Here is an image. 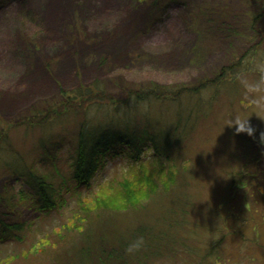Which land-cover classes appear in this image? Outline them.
I'll use <instances>...</instances> for the list:
<instances>
[{
  "label": "rangeland",
  "instance_id": "1",
  "mask_svg": "<svg viewBox=\"0 0 264 264\" xmlns=\"http://www.w3.org/2000/svg\"><path fill=\"white\" fill-rule=\"evenodd\" d=\"M259 61L264 0H0V264H63L89 232L111 237L114 227L101 230L106 223L153 221L167 210L165 171L183 177L195 202L177 231L197 251L179 249L177 264H264V113L237 80L257 78ZM195 84L208 85L173 95ZM155 85L169 96H130ZM99 91L109 101L95 99ZM67 102L80 109L26 127L32 111L56 114ZM119 116L137 131L178 125L184 135L174 162L155 158L147 140L140 158H108L90 186L77 187L70 164L80 129ZM247 121L254 135L237 133ZM41 141L54 143V161ZM31 167L54 174L62 207H36ZM4 225L21 227L1 234Z\"/></svg>",
  "mask_w": 264,
  "mask_h": 264
},
{
  "label": "trees",
  "instance_id": "2",
  "mask_svg": "<svg viewBox=\"0 0 264 264\" xmlns=\"http://www.w3.org/2000/svg\"><path fill=\"white\" fill-rule=\"evenodd\" d=\"M206 85L208 84L187 86L180 91L174 92L175 94L173 95L177 97L181 92L196 93ZM95 89L99 90L100 88L98 86H95L94 89L86 88L84 91H81L80 95L88 97ZM159 91L163 92L159 93ZM99 93H101L100 96H94L95 99L100 100V97L101 100L109 101V97L104 96L105 91H99ZM130 93V96L132 95L137 102H141L149 97L152 98V96L161 100L169 96L167 90L164 88L162 90L157 85ZM89 100H92V98ZM107 103L114 107L117 106L116 104H110L111 102ZM64 105L67 106L61 108L62 110H59L56 114H54L53 109L50 107L32 111L30 116L26 118V127H41L52 121L51 118L55 115H67L70 111L75 112V110L80 109L76 105L77 108H75L74 104L70 102L64 103ZM125 118V116L123 118L120 117L116 119V122L110 120L108 124L97 126V128L91 124H86L80 129L77 135L76 147L71 155L73 161L70 164L72 180L76 183L77 187L81 185L90 186L96 172L105 164L108 158L113 159L122 155L129 157L131 160L140 158L142 147L145 146L147 140L154 145L155 158H161V160L162 158L168 159L174 162V147L176 144H179L184 135L178 125L172 130L162 128L152 132L147 129H139L137 131V126H130L132 122L127 121ZM41 149L46 159L50 158L51 161H54L55 155L51 156L50 153L51 149H55L54 143L47 145L45 141H41ZM173 167L171 166V168ZM54 170L55 174L62 175L57 166H55ZM53 175L42 173L32 167L27 170L26 180L34 190L33 195L37 197L35 205L41 212L50 213L53 210H57L62 207L65 201L60 189L54 185V181L52 180V178L54 179ZM165 176H168L169 179L167 181L171 183L169 186L171 192L167 196L168 203L166 204L168 205L166 206L165 203H161V205L165 204L167 210L163 213H158L156 216L154 215L156 218L153 221L142 219L134 226L129 225L126 227L123 224L116 226L117 224L106 223L103 225L104 227H101V230H108V227H114V234L111 237L101 233L95 240L93 236L97 234L96 231H94L93 235L89 232L88 237L82 238V241L85 243L78 248L72 245L70 250L71 255H67L66 261H61V263L153 264L154 259L167 255L170 257L168 260L171 261L168 264H177L176 259L181 258L179 249L192 254L196 252L195 246L188 244L186 239L183 236L181 237L177 231L179 228L187 226L189 211L195 205V202L186 193L185 181L179 173L174 174L170 171L168 174L165 171ZM64 178L61 177L63 181H65ZM176 179L178 180L177 182ZM151 209L150 206L144 210L150 211ZM20 227L19 225H4L1 234L10 230H19ZM139 238L143 239V246L138 251L129 253L127 251L129 245ZM179 244L181 246H178ZM217 247V245H214L209 251L204 252L202 260L208 261L211 259L212 255L215 254L214 248Z\"/></svg>",
  "mask_w": 264,
  "mask_h": 264
},
{
  "label": "clouds",
  "instance_id": "3",
  "mask_svg": "<svg viewBox=\"0 0 264 264\" xmlns=\"http://www.w3.org/2000/svg\"><path fill=\"white\" fill-rule=\"evenodd\" d=\"M254 71L258 73L257 78L250 79L246 73H241L237 76V80L244 92L254 99L258 109L261 110L257 112V115L261 116L264 113V61L256 62ZM235 126H238L236 127L237 133L247 132L249 135H254L255 133V129L251 127L249 121L244 126H241L239 123ZM143 243V239L139 238L129 245L127 251L129 253L138 251L143 246Z\"/></svg>",
  "mask_w": 264,
  "mask_h": 264
}]
</instances>
